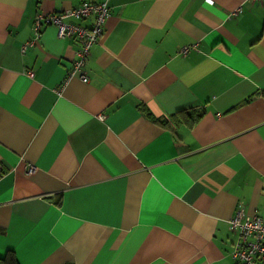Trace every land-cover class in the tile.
Returning a JSON list of instances; mask_svg holds the SVG:
<instances>
[{"label":"crops","instance_id":"1","mask_svg":"<svg viewBox=\"0 0 264 264\" xmlns=\"http://www.w3.org/2000/svg\"><path fill=\"white\" fill-rule=\"evenodd\" d=\"M85 1L88 82L35 34ZM238 211L264 220V0H0V264H235Z\"/></svg>","mask_w":264,"mask_h":264},{"label":"built area","instance_id":"2","mask_svg":"<svg viewBox=\"0 0 264 264\" xmlns=\"http://www.w3.org/2000/svg\"><path fill=\"white\" fill-rule=\"evenodd\" d=\"M208 2V0H207ZM208 3H213L210 0ZM110 16L108 2L96 3L85 1L79 7L62 13H49L38 15L35 22V34L38 38L41 30L46 25L56 26L60 38L75 37L81 47L77 51V59L69 70V77L79 76L84 82L89 78L85 73L91 48L98 43L104 34L105 24ZM93 18V19H92ZM68 19L88 20L92 19L89 26L67 21ZM189 48H183L187 53ZM31 168L30 171H33ZM230 230L238 234V241L231 253L235 264H264V220L255 216H245L241 211L230 219Z\"/></svg>","mask_w":264,"mask_h":264},{"label":"trees","instance_id":"3","mask_svg":"<svg viewBox=\"0 0 264 264\" xmlns=\"http://www.w3.org/2000/svg\"><path fill=\"white\" fill-rule=\"evenodd\" d=\"M147 115H148V117H150L152 120H155V121H157V122H160V123H162L163 125H168L169 123L168 122H166V121H162V120H159V119H157L156 117H153L149 112H147ZM201 116L200 115H196V116H192L191 117V121L193 122V121H196V120H198L199 118H200ZM233 251V250H232ZM2 262H3V264H18L17 263V261H16V259L14 258V257H5L4 259H2Z\"/></svg>","mask_w":264,"mask_h":264},{"label":"clouds","instance_id":"4","mask_svg":"<svg viewBox=\"0 0 264 264\" xmlns=\"http://www.w3.org/2000/svg\"><path fill=\"white\" fill-rule=\"evenodd\" d=\"M208 2H210V0H208Z\"/></svg>","mask_w":264,"mask_h":264}]
</instances>
